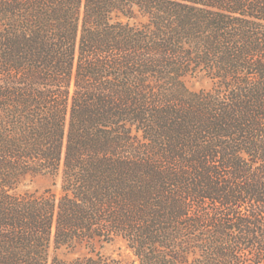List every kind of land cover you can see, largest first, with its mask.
<instances>
[{"label":"trees","instance_id":"16d2710c","mask_svg":"<svg viewBox=\"0 0 264 264\" xmlns=\"http://www.w3.org/2000/svg\"><path fill=\"white\" fill-rule=\"evenodd\" d=\"M0 264H264V0H0Z\"/></svg>","mask_w":264,"mask_h":264},{"label":"rangeland","instance_id":"374dc122","mask_svg":"<svg viewBox=\"0 0 264 264\" xmlns=\"http://www.w3.org/2000/svg\"><path fill=\"white\" fill-rule=\"evenodd\" d=\"M186 83L193 90H200L211 86V81L203 73L188 76L186 78ZM48 188H52L56 192L60 191L58 177H54L50 174H39L34 177H28L21 186L20 191L40 193ZM97 251L105 255L122 256L126 258L131 257V253L125 248L122 242L98 243ZM90 253V249L84 245H77L75 248L62 247L58 250V254L63 258H72Z\"/></svg>","mask_w":264,"mask_h":264}]
</instances>
